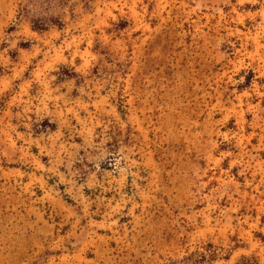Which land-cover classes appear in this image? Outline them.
Returning <instances> with one entry per match:
<instances>
[{"label":"rangeland","instance_id":"1","mask_svg":"<svg viewBox=\"0 0 264 264\" xmlns=\"http://www.w3.org/2000/svg\"><path fill=\"white\" fill-rule=\"evenodd\" d=\"M244 257L264 0H0V264Z\"/></svg>","mask_w":264,"mask_h":264},{"label":"trees","instance_id":"2","mask_svg":"<svg viewBox=\"0 0 264 264\" xmlns=\"http://www.w3.org/2000/svg\"><path fill=\"white\" fill-rule=\"evenodd\" d=\"M240 262H237L236 264H256L258 263L257 260L253 258H246V257H244Z\"/></svg>","mask_w":264,"mask_h":264}]
</instances>
